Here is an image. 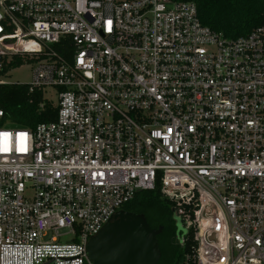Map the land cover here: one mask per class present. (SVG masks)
Wrapping results in <instances>:
<instances>
[{"label": "built area", "instance_id": "2783aa9c", "mask_svg": "<svg viewBox=\"0 0 264 264\" xmlns=\"http://www.w3.org/2000/svg\"><path fill=\"white\" fill-rule=\"evenodd\" d=\"M15 58L55 118L0 110V264H94L89 237L157 186L177 264H264V21L226 38L192 1L0 0V72Z\"/></svg>", "mask_w": 264, "mask_h": 264}, {"label": "trees", "instance_id": "16d2710c", "mask_svg": "<svg viewBox=\"0 0 264 264\" xmlns=\"http://www.w3.org/2000/svg\"><path fill=\"white\" fill-rule=\"evenodd\" d=\"M192 1L199 21L226 38L245 36L264 21V0H184ZM23 62L15 58L3 67L2 75L10 68ZM41 104V106H40ZM1 122H10L22 127L33 128L40 122L55 118V109L45 100L39 90L28 89L26 84H0ZM128 212L143 214L152 228L162 226L157 234L160 257L156 264H177L190 246V236L183 245L175 232V220L171 203L163 198L158 186L154 189H141L133 198L121 206Z\"/></svg>", "mask_w": 264, "mask_h": 264}, {"label": "water", "instance_id": "95a60500", "mask_svg": "<svg viewBox=\"0 0 264 264\" xmlns=\"http://www.w3.org/2000/svg\"><path fill=\"white\" fill-rule=\"evenodd\" d=\"M161 229L150 227L143 214L117 210L87 240V257L94 264H156L160 257L156 236Z\"/></svg>", "mask_w": 264, "mask_h": 264}, {"label": "rangeland", "instance_id": "374dc122", "mask_svg": "<svg viewBox=\"0 0 264 264\" xmlns=\"http://www.w3.org/2000/svg\"><path fill=\"white\" fill-rule=\"evenodd\" d=\"M31 70H32V68L28 63H23V64L15 67V68L9 69L1 78L3 80L10 82V83L26 84V83H29L31 80ZM44 95L48 98H51V97L53 98V94L49 90H46ZM53 100H54V98H53ZM180 222L181 221L179 218H177L175 221L176 235L178 233L184 234L186 232V229L181 225ZM69 238H70V235H63L61 237V239H65V240H67Z\"/></svg>", "mask_w": 264, "mask_h": 264}, {"label": "snow or ice", "instance_id": "6c2138e0", "mask_svg": "<svg viewBox=\"0 0 264 264\" xmlns=\"http://www.w3.org/2000/svg\"><path fill=\"white\" fill-rule=\"evenodd\" d=\"M4 135H7L6 133ZM22 135V134H21ZM22 150V149H21Z\"/></svg>", "mask_w": 264, "mask_h": 264}]
</instances>
